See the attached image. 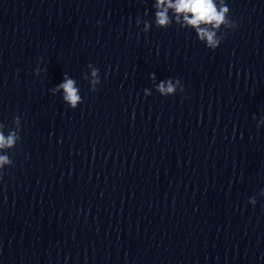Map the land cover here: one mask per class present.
<instances>
[{"label": "clouds", "instance_id": "1", "mask_svg": "<svg viewBox=\"0 0 264 264\" xmlns=\"http://www.w3.org/2000/svg\"><path fill=\"white\" fill-rule=\"evenodd\" d=\"M153 9L156 28H168L175 21L181 28L193 30L198 41L213 52L220 46L227 32L234 31L237 27L235 21L230 19V8L225 0H154ZM141 23H143V32L148 33L152 24L147 20L141 21L140 18H137V26ZM41 60L42 57H37L38 64ZM88 68L90 72L83 78L89 81L90 90L96 92L99 90L97 86L101 83L99 69L93 64H89ZM42 71L37 67L35 75L39 76ZM150 78L155 83L156 92L163 97L175 95L177 90L184 91L179 78H168L158 83H156L155 73L150 74ZM49 91L52 95L62 92V100L70 109L74 110L83 103L77 81L70 78L67 73L64 74L63 81ZM144 94L151 95V92L145 89ZM253 119L255 120L256 117L253 116ZM12 125L13 127L9 129L5 123L0 122V176L5 174L6 167L13 166L14 162L8 152L21 141L20 116L13 117ZM261 125H264V117L259 120L257 127L259 128ZM260 192L264 195V189H261ZM256 202V196L250 197L247 201L253 206Z\"/></svg>", "mask_w": 264, "mask_h": 264}]
</instances>
